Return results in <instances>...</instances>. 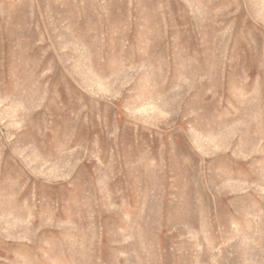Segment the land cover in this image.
<instances>
[{
  "label": "rangeland",
  "instance_id": "rangeland-1",
  "mask_svg": "<svg viewBox=\"0 0 264 264\" xmlns=\"http://www.w3.org/2000/svg\"><path fill=\"white\" fill-rule=\"evenodd\" d=\"M0 264H264V0H0Z\"/></svg>",
  "mask_w": 264,
  "mask_h": 264
}]
</instances>
